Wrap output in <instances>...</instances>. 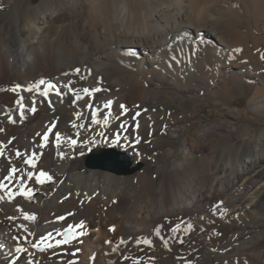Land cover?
<instances>
[{"label": "bare ground", "instance_id": "6f19581e", "mask_svg": "<svg viewBox=\"0 0 264 264\" xmlns=\"http://www.w3.org/2000/svg\"><path fill=\"white\" fill-rule=\"evenodd\" d=\"M19 3L0 0V142L15 137L0 174L10 159L52 180L28 181L31 201L0 202V264H264V125L250 113L264 119V0H39L22 18ZM9 10L15 23L1 18ZM41 79L56 85L47 98L46 85L32 87ZM242 95L247 108L234 107ZM209 103L228 122L214 123ZM238 120L258 126L242 134ZM52 122L41 150L36 134ZM211 137L227 148L212 151ZM97 145L146 173L87 168L81 155ZM17 149L43 152L37 170ZM202 152L213 157L208 169ZM69 226L76 238L56 246ZM49 232L46 251L27 243ZM18 243L27 252H15Z\"/></svg>", "mask_w": 264, "mask_h": 264}, {"label": "snow or ice", "instance_id": "6c2138e0", "mask_svg": "<svg viewBox=\"0 0 264 264\" xmlns=\"http://www.w3.org/2000/svg\"><path fill=\"white\" fill-rule=\"evenodd\" d=\"M234 51L239 52L241 50L235 49ZM231 58L232 57L230 56L229 59H231ZM261 59H264V56H262ZM79 71H80L79 69H75V72L77 74L79 73ZM63 75H68V74L64 73ZM45 85H46V87H44L43 90L40 91V94L47 98L49 95V90L56 88L55 84L48 83L44 79H41L37 83H35L32 87L39 90V89H41V86H45ZM65 86L67 87L68 84L66 83ZM19 87H20V85H17L16 87L12 88L11 90L13 92H16ZM32 87L28 88L27 91L31 92ZM101 90L102 89H100V88H95V89L84 88L83 92L84 93H88L90 91L99 92ZM56 94L58 96L61 95L60 92H57ZM77 99H80V97L78 96ZM18 103H19V101H18ZM49 103L51 106V102H49ZM112 103H113L112 100H108L105 102L104 107L110 108ZM120 108L124 109L126 112L124 105H120ZM35 110H36L35 107L31 108V111L33 113L35 112ZM19 115H20V120L22 121L24 119V115H25L24 106L22 104L20 105ZM139 115H140V113L137 112L136 116H139ZM133 119H135V117H133ZM16 122L17 121L14 120L11 116H8V123L15 124ZM94 122H95V120H94ZM121 127H124V125H121ZM136 127H139V125L137 124ZM53 128H55V122H52L50 124V126H48L47 132H45L43 134H41V133L36 134L38 137H41V141H42V142H39L36 145V147H38L41 150L45 148L46 142H48V139H49V133L52 132ZM3 131H4V129L0 128V132H3ZM55 136H56L57 144H59L60 133L58 131L55 132ZM13 140H15V137L10 138L8 140L7 144L0 142V158L5 156V149L8 147V145L13 144ZM70 142L73 145L76 144L75 140H71ZM13 147H14V145H13ZM42 155H43V152H39V153L33 152L31 155H27L26 153H22L18 149L15 151V157L20 159L22 164L29 166L33 170H37V164H38V162L41 161ZM61 158H63V156H61ZM10 165H11V160L9 159V165H6L4 167V173L0 174V191L4 192V195L0 196V202L4 201L5 197H7L8 202H11L13 200V198L16 196H20V197H23L25 200L31 201L32 199H34V189L32 187L27 186L28 181H31L34 178L36 184H42L45 181H51L52 180V176L49 175L44 170H38L35 174V177H34V171H26L22 167H16V166H10ZM13 187L18 188V191H14ZM21 210L22 209H20V207L17 206V211H21ZM7 219H9L10 221H14L16 219V217L9 216V217H7ZM23 219L26 221H35L36 216L32 215V214L25 213ZM59 219H63V217H61ZM75 227L79 228V229H84L85 225L83 222H80ZM188 228L190 229L191 225H189ZM30 234L35 235V233H31V232H30ZM57 235H61L62 239L57 241L56 246L69 244L72 239L76 238L75 234H73L71 231V226H69V228L64 230L63 232H57ZM51 237H52V233L49 232L47 235L40 237L36 243H33L31 241H27V243L31 244L32 248H35L40 252H44V251H46V249L44 247H39L38 245L43 244L44 242L48 241ZM12 239L19 241V238L17 236H13ZM137 243L139 244V243H141V241L137 240ZM142 243H144L145 245L151 246V241H149L147 239L142 241ZM164 243H165V246H167V241H165ZM47 248L48 249L53 248V244L48 243ZM113 251H115V249ZM15 252L25 253V252H27V249L19 246V243H18V245L15 247ZM29 254L31 255V253H29ZM17 259H19V257H17ZM11 264H15V261H12ZM28 264H33V261H28Z\"/></svg>", "mask_w": 264, "mask_h": 264}, {"label": "rangeland", "instance_id": "374dc122", "mask_svg": "<svg viewBox=\"0 0 264 264\" xmlns=\"http://www.w3.org/2000/svg\"><path fill=\"white\" fill-rule=\"evenodd\" d=\"M38 2H39V0H20V3H19V11H20L19 14H20V17L22 18V16H24L28 12L29 8L31 6H33V5H37ZM1 18L5 19L6 21H9L11 23H15V21H16V12H15V10L5 11L1 15ZM172 90H176V89L175 88H170V87H165V88H163L162 93L166 94V93H169ZM249 100H250V97L249 96L242 95V96H239L232 103V105L234 107H237V108H240V109H245L248 106ZM209 104L213 107V110H212L213 112L211 111V120H213L214 123H218V122L226 123V122H228V120L224 116L223 112H220V111L217 112L216 111V109L214 108V103H209ZM250 113L253 116L257 117L258 118V121L263 122V125H264V119L262 117V113H256V112H250ZM237 124L239 126V127H237V130H238L239 133H242V134L249 133V130L250 129H253V128L256 129L257 126H258V124H256V122H253V123L251 122V123H249L250 126H248L247 123L243 122L242 120H238L237 121ZM205 126H206L205 123H201V124L197 125L195 128L191 129V131L193 133H201L204 130ZM255 133L257 134V131L256 132L253 131L252 132V135L256 136ZM210 140H211L212 151H214L216 149H219V148L225 150L227 148V145L229 144L228 139H226L225 137H221V138H217V137H214L213 138V137H211ZM184 142H183L184 144H182L180 142L178 144V146H177V149L186 148V143L187 142L186 141H184ZM107 149H112V148H109L107 146L97 145V146L93 147L91 149V151H89L87 154H82L81 155V159L84 162V164L86 165V167L89 168V169H101V170L108 171V172H110L112 174H115V175L124 176V174H117V173L112 172V171H109L107 169H103V168H99V167H89L87 165V159H88V157H89L90 154H99V153H101V152H103L104 150H107ZM112 150H115V151L121 152V153H123V154H125L127 156H130L129 154L125 153L122 150H118V149H112ZM200 155H201L202 160L204 159L202 161L203 167L205 169L206 168L208 169L209 168L208 166H210V164L213 163V157L212 156H209L210 154L208 152H202V153H200ZM176 159H178V158H176ZM132 161H133V159H132ZM135 166H137V165H135ZM135 166H132V164H131L130 168L132 169ZM132 173H136V174L143 175L144 173H146V170L144 169V167L140 166V168L138 170H135ZM208 227H212V225H208ZM212 240L213 239L211 238L210 235L206 236L205 239H204V241H205L206 244L212 243L213 242ZM38 246L39 247H43V246H40V245H38ZM35 250L38 251L37 249H35ZM198 250L201 251V249H198ZM38 252H40V251H38Z\"/></svg>", "mask_w": 264, "mask_h": 264}, {"label": "water", "instance_id": "95a60500", "mask_svg": "<svg viewBox=\"0 0 264 264\" xmlns=\"http://www.w3.org/2000/svg\"><path fill=\"white\" fill-rule=\"evenodd\" d=\"M87 165L107 169L118 174H127L140 168L138 165L131 169L130 157L112 149L104 150L99 154H90Z\"/></svg>", "mask_w": 264, "mask_h": 264}]
</instances>
